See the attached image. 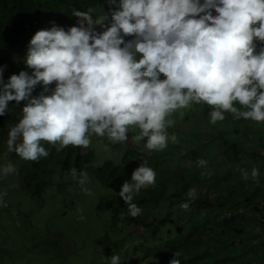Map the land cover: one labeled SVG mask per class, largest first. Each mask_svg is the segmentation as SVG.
Masks as SVG:
<instances>
[{
    "label": "clouds",
    "instance_id": "obj_1",
    "mask_svg": "<svg viewBox=\"0 0 264 264\" xmlns=\"http://www.w3.org/2000/svg\"><path fill=\"white\" fill-rule=\"evenodd\" d=\"M106 3L108 13L95 19L92 8L73 9L75 26L66 30L53 22L50 29L37 31L26 57L31 74L22 70L5 81L7 65L0 66V117L8 114L10 102L17 107L24 102L21 118L8 126L9 152L36 162L47 158L51 148L58 153L68 146L88 149L93 136L113 145L127 143L130 129H138L132 139L143 141L150 153L166 150L169 141H177L167 131L175 124L169 117L201 103L210 107L213 125L226 113L264 122V0ZM38 85L43 91L33 96ZM196 163L207 165L203 158ZM15 171L9 161L0 166V177ZM241 173L249 178L245 169ZM70 174L86 195L93 194L85 186L87 171L71 168ZM258 177L253 167L251 179ZM155 184V170L142 160L118 194L128 216L142 214L133 200ZM5 196L7 190L0 192V201ZM187 196L180 205L185 211L197 189L189 188ZM77 211L84 219L83 209ZM125 218L120 213V221ZM180 255L174 252L168 264H181ZM105 259L120 264L121 257Z\"/></svg>",
    "mask_w": 264,
    "mask_h": 264
},
{
    "label": "trees",
    "instance_id": "obj_2",
    "mask_svg": "<svg viewBox=\"0 0 264 264\" xmlns=\"http://www.w3.org/2000/svg\"><path fill=\"white\" fill-rule=\"evenodd\" d=\"M89 8L94 9V19L108 13L106 0H0V66L7 65L4 80L22 70L31 74V69L19 67V61L26 59L28 45L37 31L50 29L53 22L67 30L77 24L73 9L86 12ZM42 91L43 86L38 85L33 96ZM23 106L24 102L18 107L10 102L8 114L0 117V154L8 148V126L19 121ZM189 108L203 126L181 132L178 117ZM189 108L169 117L178 121L177 126L167 129L169 135L176 134L178 141H169L166 150L150 153L144 146L138 151L128 147L120 162L95 166L92 151L83 153L81 148L68 146L58 153L51 148L47 158L24 161L23 166L20 163L17 182L28 193L40 196L52 186L54 176L71 175V168L91 169L101 185L111 189V194L101 198L100 208L116 217L113 232L99 241L107 251L122 253L120 264H168L174 252L181 253V264H254L255 259L260 264L264 241L249 233V228L257 230L260 226V233L264 229V209H260L264 201V122L237 120L234 114L226 113L224 121L206 125L201 117L210 122V107L201 103ZM184 115L181 117L186 122L189 117ZM104 142L119 147L107 139ZM200 158L207 161L206 166H197ZM142 160L155 170L156 184L135 196L133 202L143 211L132 218L118 194ZM253 167L259 169L257 180L251 179ZM242 169L248 172V179L243 178ZM191 187L197 189V198L185 211L180 205L188 201ZM240 207L250 209L254 223L244 222L238 213ZM120 213L125 214L123 221ZM120 223L123 227H118Z\"/></svg>",
    "mask_w": 264,
    "mask_h": 264
},
{
    "label": "rangeland",
    "instance_id": "obj_3",
    "mask_svg": "<svg viewBox=\"0 0 264 264\" xmlns=\"http://www.w3.org/2000/svg\"><path fill=\"white\" fill-rule=\"evenodd\" d=\"M19 67H27L26 59L19 61ZM187 111L183 113L189 120L185 122L181 116L178 117L181 132H190L194 126L195 130L202 127L203 123L193 116L192 108ZM201 119L206 125H212ZM174 121L173 126H177L178 121ZM137 132L138 129H130L129 141L119 144V147L106 148V138L93 136L92 145L88 149H81L83 153L92 151L95 154V166L106 161L118 163L128 147L138 151L144 146L143 141L132 139ZM8 152L6 147L1 152L0 166L11 161L16 171L7 177H0V192L7 190V196L0 201V264H58V261L62 264H109L105 257H122L121 252L117 254L112 253L111 249H104L99 241L106 233L113 232L111 227L116 217L105 208H100L101 198L111 194V189L102 186L91 169L82 170L89 174V183L85 186L93 193L91 196L86 195L69 174L54 176L48 191L33 196L17 182V169L20 163L23 166L24 160ZM78 208L83 209L84 219H80ZM260 209H264V201ZM238 213L244 222L254 223L248 207H240ZM256 218L259 219V216ZM261 222L264 224V220ZM253 229L249 228V233L256 234L264 241V229L263 233H260V226H256L257 230ZM260 264H264V257Z\"/></svg>",
    "mask_w": 264,
    "mask_h": 264
},
{
    "label": "crops",
    "instance_id": "obj_4",
    "mask_svg": "<svg viewBox=\"0 0 264 264\" xmlns=\"http://www.w3.org/2000/svg\"><path fill=\"white\" fill-rule=\"evenodd\" d=\"M253 263H254V264H257V259H255V260L253 261Z\"/></svg>",
    "mask_w": 264,
    "mask_h": 264
}]
</instances>
